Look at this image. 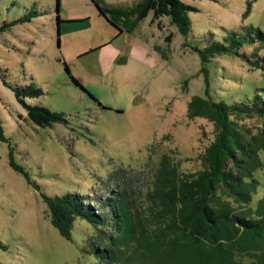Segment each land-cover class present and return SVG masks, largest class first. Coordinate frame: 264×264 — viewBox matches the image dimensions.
Segmentation results:
<instances>
[{
    "label": "rangeland",
    "instance_id": "1",
    "mask_svg": "<svg viewBox=\"0 0 264 264\" xmlns=\"http://www.w3.org/2000/svg\"><path fill=\"white\" fill-rule=\"evenodd\" d=\"M97 1L129 10L139 0ZM182 1L192 7L188 35L153 11L133 29L134 16L117 17L118 28L93 0H0V264H124L97 254L95 246L109 245L95 240L99 228L85 219L76 220L71 239L63 237L45 196L79 193L102 209L101 201L127 193L134 213L146 211L145 195L165 159L185 174L207 169L217 125L195 113L197 98L231 104L264 96V68L236 54L209 60L208 86L196 49L245 26L264 31V0ZM241 52L264 65V44ZM30 84L43 93L25 103L64 113L65 122L41 126L29 116L14 87ZM240 123L252 133L260 127L254 117ZM259 153L263 165L247 177L256 181L252 208L264 197ZM232 205L241 210L239 202ZM217 246L205 245V252ZM134 247H123L124 255L137 253ZM167 251L174 264H193L186 249ZM204 260L224 262L213 254Z\"/></svg>",
    "mask_w": 264,
    "mask_h": 264
},
{
    "label": "trees",
    "instance_id": "2",
    "mask_svg": "<svg viewBox=\"0 0 264 264\" xmlns=\"http://www.w3.org/2000/svg\"><path fill=\"white\" fill-rule=\"evenodd\" d=\"M93 1L101 14L118 28L117 17L134 16L130 26L133 29L153 11L156 18L169 17L182 34L188 35L191 31L192 7L182 0H139L129 10L105 8L97 0ZM58 21L61 22L60 16ZM58 33L60 45V29ZM256 42L264 44V31L250 25L245 26L243 32L228 33L223 41L213 40L204 49L196 48L206 84H211L207 63L216 55L236 54L251 66L264 68L260 60H252L241 52L245 45ZM14 89L16 97L24 104L25 97L43 93L34 84ZM194 103L196 114L210 118L217 125L216 141L207 149L204 158L207 169L185 174L165 159L154 188L145 195L150 201L148 210L142 211L136 206L140 213L133 212V202L127 193L101 201L104 203L102 209L87 202L79 193L45 196L51 223L60 234L71 239L76 220L85 219L99 228L95 240L109 245L98 250L94 241L97 254L124 264H174L175 257L167 251L168 245L173 250L175 247L186 249L187 255L194 258L193 264H207L204 259L210 254L222 256L223 264H264V197L257 207H249L256 181L247 178L263 165L259 152L264 150V96L256 94L253 99L231 104L209 96L197 98ZM26 106L29 116L41 126L66 121L64 113L42 106ZM253 117L260 123L256 133L249 132L240 123ZM11 165L24 172L15 163ZM24 174L30 180L29 175ZM221 195L230 199L222 200ZM232 201L239 202L241 210L238 211ZM181 240L186 246H182ZM210 243L218 246L206 253L204 246ZM132 245L137 253L125 256L123 247ZM246 255L249 262L241 259Z\"/></svg>",
    "mask_w": 264,
    "mask_h": 264
},
{
    "label": "crops",
    "instance_id": "3",
    "mask_svg": "<svg viewBox=\"0 0 264 264\" xmlns=\"http://www.w3.org/2000/svg\"><path fill=\"white\" fill-rule=\"evenodd\" d=\"M107 46H109V45H107ZM111 50H113L114 52H116V50H114L112 47H109Z\"/></svg>",
    "mask_w": 264,
    "mask_h": 264
}]
</instances>
